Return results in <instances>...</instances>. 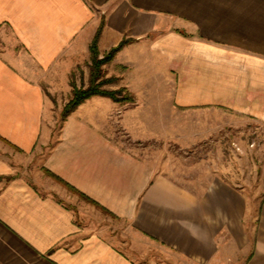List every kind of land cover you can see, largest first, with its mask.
I'll use <instances>...</instances> for the list:
<instances>
[{
    "label": "crops",
    "instance_id": "obj_1",
    "mask_svg": "<svg viewBox=\"0 0 264 264\" xmlns=\"http://www.w3.org/2000/svg\"><path fill=\"white\" fill-rule=\"evenodd\" d=\"M101 26V51L131 39L105 70L136 103L122 110L93 96L54 136L50 96L70 92ZM0 30L13 37L0 52V264H171L134 261L85 230L67 202L79 193L126 222L138 244L194 264L223 262L226 247L248 250L243 264H264V195L251 230L238 188L216 178L196 194L108 132L118 110L125 128L144 127L142 103H155L144 97L166 94L176 107L264 123V0H0ZM34 160L52 192L22 173Z\"/></svg>",
    "mask_w": 264,
    "mask_h": 264
},
{
    "label": "rangeland",
    "instance_id": "obj_2",
    "mask_svg": "<svg viewBox=\"0 0 264 264\" xmlns=\"http://www.w3.org/2000/svg\"><path fill=\"white\" fill-rule=\"evenodd\" d=\"M12 39L11 33L0 30V52L11 48ZM111 48L106 51H101L99 48L100 56L108 53ZM89 63L90 59L76 69L75 79L79 87L88 83ZM117 70L123 69L118 67ZM109 76L116 74L110 73L107 77ZM118 82L105 87L120 88ZM70 92H58L50 96L54 109L53 112H49L47 122L54 128L56 132L54 136L62 122L61 112L71 96ZM144 98L146 101L155 100L154 105L150 101L142 103L145 107L150 106V112L140 113L139 119L141 117L144 119L145 126L135 129L125 128L121 125L119 117L122 113L118 110L114 114L112 127L108 129L111 138L156 171L168 174L196 194L204 192L209 183L216 178L238 188L249 200L253 217L249 226L254 230L264 195V123L232 111L204 112L199 108L176 107L169 94ZM118 103L119 109L124 110L136 103V100L134 98L131 102ZM21 171L40 188L42 193L53 191L38 176L40 167L36 160L28 169L24 170L23 166ZM46 175L51 176L50 173ZM52 178L60 182L56 177ZM68 189L72 193L75 192L70 187ZM78 197L79 201L72 198L66 200L75 210L82 227L89 232L100 233L106 241L128 255L130 259L134 261L162 259L171 264H194L189 259L154 242L138 244L132 233L134 230H130L126 222L86 198L80 195ZM141 247H145L148 251L145 255H142ZM248 252L242 250L233 255L231 248L226 247L224 261L219 264H243Z\"/></svg>",
    "mask_w": 264,
    "mask_h": 264
},
{
    "label": "trees",
    "instance_id": "obj_3",
    "mask_svg": "<svg viewBox=\"0 0 264 264\" xmlns=\"http://www.w3.org/2000/svg\"><path fill=\"white\" fill-rule=\"evenodd\" d=\"M102 26L98 29L94 39L92 40L89 51H90V63L88 64L90 69V77L86 86H78L76 84L75 73L72 74L70 84L72 86L71 96L68 102L64 105L61 112V120L64 121L66 118L74 112L78 106L84 103L86 100L90 99L93 96H104L111 98L115 102H131L133 101V96L128 91L127 87L122 86L117 89H108L105 86L113 84L119 80L117 76L107 77V73L103 66L111 62L118 52H120L123 47L131 42V39H123L117 46L111 48V50L100 56L99 53V37L101 34ZM58 180V177H56ZM76 191V190H75ZM79 193L78 191H76ZM80 196L86 198L88 201L96 204L101 207L94 200L90 199L83 193H79ZM103 208V207H101ZM105 209V208H103ZM106 210V209H105Z\"/></svg>",
    "mask_w": 264,
    "mask_h": 264
}]
</instances>
